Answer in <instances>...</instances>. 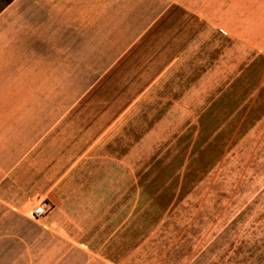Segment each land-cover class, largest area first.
Here are the masks:
<instances>
[{"label":"rangeland","instance_id":"374dc122","mask_svg":"<svg viewBox=\"0 0 264 264\" xmlns=\"http://www.w3.org/2000/svg\"><path fill=\"white\" fill-rule=\"evenodd\" d=\"M170 1L55 140V209L0 219V264H264V0Z\"/></svg>","mask_w":264,"mask_h":264},{"label":"crops","instance_id":"0c3cea01","mask_svg":"<svg viewBox=\"0 0 264 264\" xmlns=\"http://www.w3.org/2000/svg\"><path fill=\"white\" fill-rule=\"evenodd\" d=\"M166 1L12 0L0 11V219L43 196L55 209L56 189L79 170L55 161L69 154L55 140L87 105L81 99L171 11ZM85 252L82 264H122L104 248Z\"/></svg>","mask_w":264,"mask_h":264},{"label":"built area","instance_id":"2783aa9c","mask_svg":"<svg viewBox=\"0 0 264 264\" xmlns=\"http://www.w3.org/2000/svg\"><path fill=\"white\" fill-rule=\"evenodd\" d=\"M50 207L46 203H39L35 208L31 211L30 215L32 218H40L47 214Z\"/></svg>","mask_w":264,"mask_h":264},{"label":"trees","instance_id":"16d2710c","mask_svg":"<svg viewBox=\"0 0 264 264\" xmlns=\"http://www.w3.org/2000/svg\"><path fill=\"white\" fill-rule=\"evenodd\" d=\"M12 0H8L6 3H4L1 7H0V11L6 6L8 5L9 3H11Z\"/></svg>","mask_w":264,"mask_h":264}]
</instances>
